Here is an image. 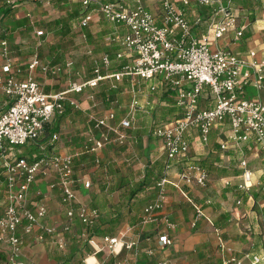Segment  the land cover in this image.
Here are the masks:
<instances>
[{"label":"built area","instance_id":"built-area-1","mask_svg":"<svg viewBox=\"0 0 264 264\" xmlns=\"http://www.w3.org/2000/svg\"><path fill=\"white\" fill-rule=\"evenodd\" d=\"M18 1L5 0L8 5H15ZM24 1L48 4L53 0ZM134 1L136 7L129 9L121 2L81 0L85 12L82 27H88L94 13L99 12L108 23L123 24L129 29L130 33L124 37L123 45L133 57V62L110 76H103L100 69H97L96 78L82 84L72 82L65 93L47 95L31 75L37 69H41L44 74H48L50 70L62 71L59 66H44L38 55L28 64L30 76L24 80L18 78L21 70L10 57L9 43L6 39L0 40V58L4 60L0 74V92L11 102L0 116V169L3 171L0 176V198H3L0 208L4 207L0 215V254H6L7 264H36L25 252L28 238L35 243H44L50 239L58 251L64 252L70 244L68 234L76 221L83 226L82 232L77 236L88 240L93 246L95 258L105 251L114 256H121L125 251V257L113 264H135L137 257L141 255L140 238L136 242H126L122 233L117 237L106 235L101 239L103 245L100 246L96 238L90 237L99 222L100 214L98 209L78 202L75 186L81 184V181L75 177L73 170L75 156H44L34 163L23 158L13 162L9 158L11 147L39 141L53 117L64 114L66 103L79 108L74 101L68 100V94H82L86 88H97L106 79L120 82L125 77L137 78L154 82L150 87L153 91L159 86L174 90L177 92L175 104L182 111L180 118L158 126L153 131V136L163 144L166 162L163 174L156 183L158 195L145 207L141 217L143 226L156 224L157 247L144 250L146 257L154 259L158 249H168L174 245L170 233L177 229V224L170 214L164 212L168 185L174 186L182 194V185L199 188L208 186V169L189 163L178 173L177 181L170 180L173 165L189 160V132L197 131L200 142L208 145L210 135L216 127L228 126L230 144H221V149L228 151L232 146L241 155L239 166L244 169V173L238 190L248 195L254 185L253 173L247 166L243 146L254 138L258 151L264 158V59L258 60L256 52H251L247 59L240 58L220 44L230 32H234L237 38L242 37V30L233 11L235 0H159L163 9L162 25L146 9L143 0ZM179 4L187 7L198 4L209 8L212 13L210 21L213 38H195L192 25ZM196 21L201 24L203 18L198 16ZM37 34L42 36L43 32ZM117 56L123 57L122 54ZM103 65L110 67L109 56L104 57ZM67 66L71 67L72 62L67 63ZM248 87L255 90V96L247 93ZM208 91L214 99V108L209 110L202 106ZM91 99L94 100V97L91 96ZM150 103H147L148 106ZM131 105L129 114L119 122H116V115L112 112L100 118H92L97 133L92 131L89 134L84 154L96 155L106 146H126L129 143L131 135L128 132L134 128L136 112L142 109L136 96ZM57 139L58 136L53 135V142ZM96 162L99 164L100 160L97 159ZM48 170L57 173L49 189L59 191L61 204L66 207V219L62 226L49 224V208L45 204L30 206L31 188L45 178L40 176L48 175ZM225 185H231L229 179L225 180ZM82 186L89 188L91 181L82 182ZM237 204H243V200L238 199ZM203 217V206L196 205L192 227ZM244 259H250L251 264H258L262 260L258 255H245L243 258L230 255L219 264H242ZM156 264L172 263L171 260L164 259L158 260Z\"/></svg>","mask_w":264,"mask_h":264},{"label":"crops","instance_id":"crops-1","mask_svg":"<svg viewBox=\"0 0 264 264\" xmlns=\"http://www.w3.org/2000/svg\"><path fill=\"white\" fill-rule=\"evenodd\" d=\"M102 1L108 2V3L121 2L125 4V6H127L129 9L136 7L134 0H102ZM148 1H151V0H143V5L146 7V9H149L152 12L153 6H151L148 3ZM3 4H4L3 0H0V7ZM24 4H26V6L23 10H20L21 12L19 13L14 12V14L9 17L12 21H10L9 18L2 20V21H5L6 22L5 25L8 26L6 30L1 29V31L6 32V37L3 39H6L7 42L9 43L10 53H11L10 57L13 54V51L11 50L12 48L11 44L12 45L14 44L13 42L15 40L14 34L16 31L29 29V32L31 33L33 30V28L31 27H34L36 39L38 41L40 40L41 42H43V44L45 43L46 35L44 31L36 30V26L34 24L37 21L33 19V13L35 12L37 5L45 6L46 4H42L39 2L28 3L24 0H19L17 3H15L16 8ZM56 4L63 8H66V7L70 8V19L71 20L65 17V18H59L53 21H49L48 30L57 35H60L61 38H65V36L68 35V33L71 30V24L77 22L78 28L80 31V38L85 40V42H87L88 52H86V55H87L86 57L88 60L84 61V63L87 64V62L89 61L88 62L90 64L88 68L89 74L80 75L81 73L76 71L77 68H76L75 61L73 59H66V61L62 64L54 60H49V62L45 63L43 62L41 58L42 56L41 52L34 54L33 53L34 50H32L31 56L29 57L30 59L28 62H26L25 64L17 63V65H15L21 70V72L18 74V78L24 80L30 76L29 71H28V64L33 61L34 59L33 57L37 54H39L38 57L40 58L44 66H49L50 68L59 66L62 68L61 72H53L52 70H50L48 74H44L42 73L41 69H37V70H34L33 73L31 74L32 76H34V78L38 82L42 81L41 82L43 84V86L41 85L42 89L47 95L60 94V93L67 92V89L70 87V84L72 82H78L82 84L83 82L96 78L98 76L97 73H95L97 69H100V73L103 76H110L112 74H115L121 71L123 67L132 64L133 57L129 55V53L127 52L126 48L123 45L124 37L130 33L129 29L126 26H124L123 24L113 25L109 23L108 25L110 28L108 29L109 31H105L102 28H100L98 29V32H93L92 30H90L92 26L94 25H96L97 27L101 26L100 24H101L103 17L99 12L97 14H95L96 12L94 13L93 20L89 23L88 27L84 28L81 25V21L84 18V15L82 13L84 8H82L81 0H57ZM179 5L181 9H183L184 12L186 13V17L192 25V28H193L192 33L195 38L203 39L206 36L213 38L212 37L213 32L211 29V21H210L212 13L209 8L200 7L199 9L197 6L193 4H191V6H188V7L182 4H179ZM92 7L94 9H97L95 5H92ZM196 10H198L199 12L195 13ZM78 11L81 16L78 15L77 17H75V13L76 12L78 13ZM233 11L236 16V19L238 20V26L242 30V37L237 38L234 32H230L227 36H225L223 40H221L220 42L221 46L227 49L228 51H232L240 58L247 59L250 57L251 52H256L257 59L263 60L264 59V0H235ZM153 15L155 16L154 13ZM198 16H201V18L204 19L203 21L205 23L198 24L196 21ZM24 19H26L28 27L18 28L15 26L14 24L15 20H24ZM156 19H157V22L160 25H162V18L156 17ZM55 22H62V24L57 25ZM38 32H43V35H42L43 37H38L36 35V33ZM107 35L108 37H105ZM8 37H11V40ZM105 41H108V42L106 43ZM104 45H105V48L101 49V46H104ZM99 50H104L103 51L104 53L100 54L101 57H99L98 59L93 54H95L96 52L98 53ZM115 54L116 56L117 54H122L123 57L118 58L117 56V60L114 61ZM106 55L109 56L111 60V65L108 68H106L103 65V59ZM13 61H15L14 58H13ZM70 62H72V66L68 67L67 63H70ZM3 65H4V60L0 58V74L2 71ZM76 75L78 77H76ZM138 81L140 80L137 78L131 79L130 77H125L120 82H117V81L115 82V80L113 79H106V80L101 81L97 88H94V89L86 88L82 94H76V93L68 94L67 95L68 100L74 101L79 108L70 106L69 103H66L64 106L65 107L64 114L63 115L56 114L53 117L51 122L48 123L45 129V133L43 134V136H41L39 141L28 144V145H32L33 147H39L40 150L50 147L49 152L46 153L48 157L68 156V155L75 156L73 170L75 172L76 178L81 181V184L79 183L75 186L77 197H78V202L81 205H84V206L87 205L89 207L98 209L99 214H100L99 219H101L104 214H105L104 217L109 216L110 218H112V216H110L108 213L110 211H115V213H113V216L121 219L122 213H124L123 211L126 210L125 209L126 206H128L127 210L131 212L136 207L135 201L137 199L135 198L138 197V195L140 196V194L142 193H146L150 191L151 188H148L149 179L153 177L157 182L158 174H159L158 170H162V172L164 171L166 155L164 153L162 142L157 137L151 136V133L146 135L147 138L142 137V132L141 133L138 132L139 135H137V131H135L136 129L135 124L136 122H139L138 121L139 116L141 115V113H144L145 109H146V113H149V111L151 110L150 112L151 116L153 118H156L157 112L155 110L157 109V107L158 106H168L171 101L170 99L169 100L166 99V101H164L165 100L164 96L165 94H167L169 90L167 88L164 89L160 86L157 87L159 92L161 91L160 97L163 96L164 98L162 99L163 101L162 100L160 101L159 99L160 97H157L155 99L154 98L149 99L148 101H142L141 95H140L141 88H139ZM106 82L110 83L111 85L110 89L112 90L114 89V91L112 92L111 95H107V96L104 94V91H102V96L104 98L103 102H105L106 106L109 108H106L107 110H105L102 114H100V116H103L104 114L108 112H112V113H115L116 115V122H119L122 118L126 117L129 114L134 96L137 97L140 105H142V109L139 110V113L140 112L141 113L136 114L134 117V120H133L134 128L132 131L128 132L131 135V139L126 146L117 147L115 145H109L101 149V151L96 155L91 154V153L84 154V147L88 141L89 134L92 131L97 133V131H95L94 129L95 123L92 122V118H100V116L98 117L94 116V110L99 107L98 106L99 101L97 99L96 93L98 90H100L99 89L100 87L106 84ZM146 83L147 82L144 81V84ZM153 84L154 82L149 81L146 88H148V90L150 89L151 91H153L150 88ZM125 92H129L130 95H132L131 96L132 98H131V101L128 102L127 108L125 107L124 108L125 110H124L123 109L124 106H122V96ZM4 96L6 97V104H7V102H9V98L5 94ZM91 96L94 97V100L91 99ZM1 102L2 101L0 100V103ZM148 102H151L149 106L147 104ZM179 115L176 118L174 117L172 119H166V121H162L161 123L155 124L152 130V135L156 127L164 125L177 118H180L181 116ZM215 130H213V132L211 133V139H212V135ZM53 135L58 136L57 141L53 142L52 140ZM150 136L152 138H150ZM187 136H188L189 142H191L190 152L193 149H195V147L197 146L199 147L201 145L205 147L210 144V143L208 145L202 144L200 142L198 132L191 131L187 134ZM223 136L225 137V139L221 140L219 144L220 145L224 143L230 144L229 131L225 132ZM157 140L159 144L156 143ZM156 149L160 151L161 153L160 156L156 154L155 152ZM258 150L259 149H258V146L254 138L251 139L248 144H245L243 146V151H244L243 154L248 160L249 164H250L251 159L260 158V162L262 163L264 162V158L261 156V153ZM223 152L227 153L228 155L227 164L230 170L231 159L232 160L236 159L239 161L241 155L239 151H236V149H234L232 146L229 147L228 151H223ZM11 157H12V153H10L9 158L11 159ZM97 159L100 160L99 164H97L96 162ZM159 160L161 161L160 163H159ZM181 163L183 162H179L175 164L174 167L172 168V171L170 173L171 182H174V180L177 181V175L179 172H181L180 170L181 168L179 166ZM187 163H190V162H187ZM236 167L238 170L241 169L237 165ZM249 167L253 173L252 184H254L253 185L254 188H259L261 183L264 184V164H250ZM137 171H143V175L140 174L139 178H138ZM162 172L160 174H162ZM47 173H48L47 176H40V177H45V178H42L36 184V186L31 188L30 196L32 195L33 197L40 199L39 202H37V204L39 203L45 204L43 201L45 198H47V195H50L51 197L53 195L56 196V194L59 195L58 190L51 191L49 189V185L54 181V179L57 176V173H55L54 170H48ZM172 174L174 175L172 176ZM145 176H147L146 179H145ZM241 176L242 175L233 176V178L223 176L220 178V180L224 184H225V180L227 179L231 180L230 182L231 185L227 187V191L228 190L230 191L235 188L237 198L242 199L245 205L246 204L248 205L251 203V200L248 199L247 196L243 194V192L239 191L237 188L239 183L242 181ZM86 180L91 181V186L85 189L82 186V182ZM99 182H102V183L99 184ZM139 184H142L144 188L140 189ZM96 187H100V194H98L95 191ZM156 187L157 186H154V189H155L154 191H156L157 189V192L155 193V195H153L152 198L150 199L148 198V200L144 204L139 205L141 206L139 207L140 214L138 216L140 217V220L143 215V210L145 209V207L150 202H152V200H154L158 195L159 190ZM135 189H137L139 192L135 195L133 199L131 198L129 199L128 197L130 196L132 191H134ZM119 190H122L123 191L122 193L127 194L125 196V201L123 204H119V205L112 204L110 198L113 197V195ZM178 192L183 196V198L187 202H189L194 207V210H195V206L198 204L193 202L192 198L190 197V192L183 191V194L179 190ZM107 193H110V195ZM30 196H29V199H30ZM86 197L87 199L83 200ZM99 197H101L103 200L100 201ZM0 201H1L0 205H2V202H3L2 197L0 198ZM131 202L132 204H130ZM165 203H166V207L164 210L165 213L168 212L169 208H171V212L174 213L173 211L174 208H179V207L184 208V206L186 205L175 199L171 201L170 205L168 203V199H166ZM207 203L212 204V201L208 200ZM37 204L33 206H37ZM59 204L61 206L60 210L64 212V217H65L66 207L61 204L60 197H59ZM245 207H246L244 210L245 212H243L242 210L239 211L237 207L235 208V210L232 212V217H234V222L232 223H231L232 219L230 215H228L227 212H220L218 219L216 218L212 219L210 218L211 215L206 214L204 211V217L200 221V223H198L199 228L197 232H199L200 237L199 236L197 237L198 240H196L194 244L188 242V240H191L192 231L186 230L185 227L183 228L177 227L178 229L170 233L174 239V245L168 249L161 250L157 248L158 249L157 252L161 254L159 256V259L160 260L165 259V260L170 261L171 259L168 258L170 255L182 256L183 252L192 250L194 251V253L196 254L198 253L199 256L198 254L197 255L191 254V257L193 259H199L198 261L199 263L202 262L203 264H205V262L203 261L209 260L208 257H210L211 255L208 254V257H207V255H205L207 254V252L204 250L203 251L205 253H203L202 251L203 245L195 246V247L194 245L199 244L202 241H205L203 244L206 245L207 244L206 242H208V239L213 238L215 240L216 247L218 248V251H219L218 256H217L218 258L217 264H219L222 259L230 257V255H235V256L237 255L240 258H243L245 255H251V256L258 255L262 258L261 262L258 264H264V233H263L264 230L263 231L259 230L260 229L259 224L261 223V221L258 219L257 213L252 210L251 212H249L247 210L248 207L247 206ZM2 212L3 210L2 211L0 210V215L2 214ZM183 214L184 215L186 214L187 217L185 218L184 216L183 218L178 217L177 219H179L180 221L177 220V222L182 223L183 221H185V219H190L189 218L190 216L187 215L188 213L186 211ZM173 215L175 216V214ZM261 215L263 214L261 213ZM61 216L62 214L58 215V213H56L54 216H50L48 218L49 224H51L50 220L54 222L58 220ZM241 218H245L246 220L242 221ZM130 220H132L131 221L132 224L136 222L135 219L130 218ZM98 221L99 222L97 226L100 223V220ZM75 224L82 226L78 221H76ZM215 224L218 225L217 228L215 227ZM207 227H211V231H212L211 233L204 231L207 229ZM242 228L244 229V232ZM245 230H250L251 235H248V233L245 232ZM75 236L76 237H73L74 239L72 241V244L78 238L77 233L75 234ZM68 238H70L69 235H68ZM95 238L97 241L98 240L100 241L104 237H95ZM70 242H71V238H70ZM32 243L33 244L35 243L34 240L28 238V241L25 247L26 248L25 252L29 258L33 259L36 262V264H46L45 262L47 258L50 262H53L50 259L51 255L45 252V248L42 247V248H37V250H33ZM156 247H157V244L155 245V248ZM195 249L198 250L199 252L196 251ZM41 250L45 252L44 254L46 255L44 256L45 258L44 257L41 258L40 256ZM208 250L209 248H207V251ZM112 257H115V256H112ZM200 257H204V258L201 259ZM90 258H93L95 260L94 264L100 263L98 256L96 258L95 256H90L86 260L85 264H90L88 262ZM172 261L173 260H171V263L173 264ZM242 261H243L242 264H251L250 259H244ZM212 262L213 264H215L213 260ZM148 263L153 264L150 261V259ZM0 264H7L6 254H0Z\"/></svg>","mask_w":264,"mask_h":264},{"label":"rangeland","instance_id":"rangeland-1","mask_svg":"<svg viewBox=\"0 0 264 264\" xmlns=\"http://www.w3.org/2000/svg\"><path fill=\"white\" fill-rule=\"evenodd\" d=\"M57 0H53L51 1L49 4H46L45 6L43 5H37V8L35 10V12L33 13V19L37 22H35V26H36V30L37 31H44L46 38H45V43L43 44V42H41L40 40L38 41L36 39L35 36V28H33L32 32H29L28 30H21V31H16L15 32V40L13 41L14 44H11V50L13 51V54L11 55V58H14V63L15 65L18 64H25L26 62L29 61V57L31 56V52L32 50H34V54L41 52L42 56V60L43 62L47 63L49 62V60H54L57 61L58 63L62 64L66 61V59H73L75 61L76 64V68L78 72H80V75H88V68L90 66V64L87 62V64L84 63V61H87V55L86 52H88V48H87V42H85V40L80 38V31L78 28V24L77 22L72 23L71 24V30L68 33V35L65 36V38H61L60 35H57L51 31L48 30V22L49 21H53L55 19H59V18H65L67 17V19H70V8L66 7H60L56 4ZM148 3L153 6L152 8V12L155 14V16L157 18L163 16V9L162 6L159 4V0H151L148 1ZM195 5V4H193ZM26 4L15 8V13H19L21 12L20 10H23L25 8ZM195 6H197L200 9V6L198 4H196ZM198 9V10H199ZM196 10L195 13H198L199 11ZM98 12H96L95 14H97ZM100 16V15H99ZM206 16V15H205ZM101 17V16H100ZM102 18V17H101ZM104 19L102 18L101 21V26L97 27L96 25L92 26L90 28V30H92L93 32H98V29L102 28L105 31H109V23H107L105 20V22L103 21ZM161 20V19H159ZM204 20V19H203ZM5 21L0 20V29L2 30H6L8 26L5 25ZM205 23L204 21L202 22V24ZM9 31V30H8ZM49 31V33H48ZM36 35L38 36V34L36 33ZM38 37H43V36H38ZM105 37H108L105 36ZM106 43L108 41H105ZM21 46V47H19ZM105 48L104 46H101V49ZM104 50H99L98 53L96 52L95 54H93L95 57H97L99 59V57H101L100 54H103ZM39 55V54H37ZM115 56V60H117V56L116 54ZM115 64V62H114ZM76 77H78L76 75ZM140 80V79H139ZM40 82V81H39ZM42 82V81H41ZM40 82V83H41ZM139 82V88H141L140 91V95H141V100L142 101H148L149 99H155L157 97H160L161 95V91L158 93H155V91H151L150 89L148 90V88H146V86L148 85V82L146 84H144L143 80L138 81ZM137 83V81H136ZM41 85L43 86V84L41 83ZM111 85L110 83H107L100 87L96 93L97 95V99L99 101L98 103V108L94 110V116L98 117L100 116V114H102L105 110H107L106 108H109L106 106L105 102H103L104 98L102 96V91H104V94L107 95H111L112 92L114 91V89H110ZM131 91V90H130ZM247 93H249L250 96H255L256 92L253 88L248 87L247 88ZM132 95H130L129 92H125L122 96V106L123 109L128 106V102L131 101V97ZM0 100L2 101L0 103V114L5 110V106L6 104V97L4 96L3 92H0ZM203 106H209L206 105L205 103H203ZM167 106H158L157 109L155 110L156 113V118H153L150 114L151 110L149 111V113H146V109L144 110V113H141V115L139 116V122H136L135 124V131H137V135L138 132L141 133L142 132V137H146V135L150 134L152 135V130L155 126V124L160 123L162 121H166V119H172L174 117H176L177 115H169L166 114L165 119H162V116L167 113V110H165ZM99 109V111H98ZM90 110V109H89ZM125 110V109H124ZM98 111V112H97ZM138 112H136V114H138ZM139 113V114H140ZM229 131V127L228 126H220L218 128H216V130L214 131L213 135H212V139L211 142L208 146H197L195 147V149H193L190 153V157L189 160L184 161L183 163H181L179 166L181 169H183L186 166L187 162H195V163H205L204 165H206L205 167H207V169H209V173H210V180L208 182V186L206 187H196V186H192V187H188V186H183L182 188L184 189V191H189L190 192V197L192 198L193 202H195L196 204H198L199 206H203V209L205 211L206 214H210V218H216L218 219L219 217V213L220 212H227L228 215H230L231 217V223L234 222V217H232V212L235 210V208L237 207L239 211H243L245 212V206H247V210L249 212H251V208H253L257 213L258 219L261 221V223L259 224L260 227V231L264 230V216L261 215V206L263 203H259V205H256L254 207H251L252 204L254 203V201H251L250 204H246L243 202V204L238 205L237 204V200L240 198H237L236 195V189H232V190H228L227 191V187L225 186V184L220 180L221 177L226 176L223 172L224 171H229L228 168V164H227V153L225 152H220L217 153L215 151V144L219 143L221 140H224L225 137L223 136V134L225 132ZM139 137V136H138ZM157 144H159L158 140L156 141ZM64 148V147H63ZM33 146L32 145H25V146H19V147H14V152L17 154H20L22 156H28V154H30L33 151ZM156 154L158 156L161 155L160 151L158 149L155 150ZM220 156L223 157V159L220 160ZM161 160V158H160ZM159 160V163L161 162ZM220 160V162L218 161ZM217 161L219 163H217ZM238 161L236 160V162L232 163L231 166L237 165L238 166ZM250 164H264L262 162H260V158L259 159H251ZM179 168V169H180ZM180 169V170H181ZM140 172V173H139ZM159 174L162 172V170H158ZM138 173V178L140 177V174L143 175V171H137ZM174 174H172L173 176ZM175 181V180H174ZM148 188H151L150 191L146 192V193H142L140 194V196L138 195V197H136L135 199H137L135 201V208L129 212L128 206H126V210H124L122 213V217L121 219L118 218V220L120 219L119 223H116L115 225H111V223H107L105 225L106 229H110L111 230V234L107 235L109 237H117L120 236V234H124V238L123 240L126 242H136L139 238H140V243H139V247H140V251H141V255H145V253H143L144 250L147 249H156L155 245L157 242V238H156V224L153 225H149V226H143L141 224V220L139 214H140V208L141 204H144L148 198H152L153 195H155V193L157 192L154 191V186H156V180L151 177L148 181ZM102 182H99V184ZM40 185V183H39ZM94 186V185H93ZM157 188V187H156ZM45 190V189H44ZM95 191L100 194V187H96ZM46 192V191H45ZM122 190L117 191L113 197L110 198L111 203L115 204V205H119V204H123L125 201V196L127 194L122 193ZM114 193V192H113ZM112 193V194H113ZM110 195V193H107ZM103 195V194H102ZM101 195V197H102ZM59 195L56 194V196H50L47 195V198L44 199V203L46 206H48L49 208V217L50 216H54L56 213H58V215L62 214V216L56 220V221H52L50 220L51 224L54 225L56 224L57 226H62V224L65 223V217H64V212L62 210H60L61 206L59 204ZM99 197L100 201H102L103 199ZM86 198H84L83 200H86ZM167 199H168V203L170 205L171 201L173 199L178 200L181 203L186 204L184 206V208H174L173 211L174 213L171 212V208H169L167 214L171 215V219H173V221L178 225L177 227H185L186 230H190L192 231V236H191V240H188V242L193 243L196 242L197 237L199 236V232L195 233V227H192L193 224V220H194V207L187 202L183 196L178 192V190L174 187V186H170L168 185L167 187ZM39 198L33 197L32 195L30 196V206L34 207L33 205L37 204V202H39ZM210 200L212 201V204L207 203V201ZM1 202V201H0ZM132 204V202L130 203ZM4 207H1L0 210L2 211ZM185 211L188 213L187 215L190 216V219H185V221H183L182 223L177 222L180 221L179 218H184L187 217L186 214L184 215L183 213H185ZM111 212V213H110ZM108 212L110 216H112V218L116 219L117 217L113 216V213H115V211H110ZM134 213V214H133ZM175 214V216L173 215ZM105 215V214H104ZM103 215V216H104ZM107 215V214H106ZM182 216V217H181ZM109 216H105V219H109ZM130 218L135 219L136 222H134L133 224L131 223L132 220H130ZM176 218V219H175ZM242 221L246 220L245 218H241ZM177 228V229H178ZM79 229H82V226L80 227L78 224H74L71 228V233L68 234L71 238V242L68 246V248L64 251V252H60L58 251L54 245L52 244L50 239H47L46 242L44 243H32L33 246V250H37V248H45V252L49 255L52 256H67V254L70 251V248L72 246V241H73V237H76L75 234L77 233V231ZM162 229V227H161ZM243 229V228H242ZM205 232L211 233V227H207L206 230H204ZM244 232V229H243ZM245 232L248 233V235H251V231L250 230H245ZM264 233V231H263ZM106 236V235H105ZM143 237V238H142ZM200 237V236H199ZM251 237V236H250ZM205 241H202L199 244H195V246H202V251H206L207 257L208 254L211 255L210 257H208V261L213 260L215 262V264L218 263V248L216 247L215 244V240L213 238L208 239V242H206L207 244L204 245ZM97 243L102 246L103 242L100 240L97 241ZM91 246V250L92 252H94V248L92 245ZM207 248H209V250L207 251ZM196 250V249H195ZM198 251V250H196ZM203 251V253H205ZM45 252L43 250L40 251V256L41 258L46 256L44 255ZM199 252V251H198ZM103 262H100L101 264H107V262L109 261V259L114 256L110 253H108L107 251H105L103 253ZM191 254H196L194 253V251H186L183 252L182 256H172L170 255L168 258L173 260V264H203L202 262L199 263V259H193L191 257ZM198 254V253H197ZM196 254V255H197ZM161 254L159 252H157V255L155 256L154 259H150L147 258L146 255L145 257L149 259L153 264H156V262H158L159 256ZM204 255V254H202ZM91 256H94V254L92 253ZM199 256V254H198ZM206 257V256H205ZM45 258V257H44ZM89 258V256L87 257V259ZM201 259H203L204 257H200ZM86 259V260H87ZM86 260L84 261V264L86 262ZM217 262H216V261ZM207 260L203 261L206 262ZM88 262L90 264H94L95 260L93 258H90L88 260ZM46 264H55L53 262H50L48 260V258L46 259Z\"/></svg>","mask_w":264,"mask_h":264},{"label":"trees","instance_id":"trees-1","mask_svg":"<svg viewBox=\"0 0 264 264\" xmlns=\"http://www.w3.org/2000/svg\"><path fill=\"white\" fill-rule=\"evenodd\" d=\"M4 4L0 7V20H4V19H7L9 18L10 16H12L15 12V8H16V5H7L5 3V0H3ZM83 15L85 14L84 10H83ZM81 16L79 11L78 13L76 12L75 13V17L77 16ZM10 19V18H9ZM10 21H12L10 19ZM14 21V20H13ZM57 25L59 24H62V22H55ZM15 26L18 27V28H24V27H28L27 26V21L26 19L24 20H15L14 22ZM65 26V25H64ZM15 27V28H16ZM6 37V32H2L1 29H0V39H3ZM10 40H11V37H8ZM163 88V87H162ZM165 89V88H164ZM159 90L157 89L155 93H158ZM176 94L177 92L174 91V90H171L169 89V91L167 92V94H165V100H171L169 105L165 108V110H167V113H165L163 116H162V119H165L166 117V114H169V115H179L181 116L182 114V111L181 109H179L176 104H175V97H176ZM160 101L163 98V96H161L160 98ZM8 101V100H7ZM163 101V100H162ZM204 101L203 103H205L206 105H209V106H203V108L205 109H213L214 108V99H213V95L210 91H208L206 94H205V97H204ZM152 102V101H151ZM11 105V102H7V107ZM6 106L4 107L5 109ZM176 116V117H177ZM156 117V116H155ZM175 117V118H176ZM161 123V122H160ZM197 132V131H195ZM213 132V131H212ZM43 136V135H42ZM153 136V135H151ZM150 136V138H152ZM198 136V135H197ZM211 136V135H210ZM41 138V137H40ZM210 140H211V137H210ZM191 144V142H190ZM33 151L28 154V156H22L20 154H17L14 152V147H11L9 149V153H12V157H11V160L13 162H16V161H19V159H27L30 163H34L36 162V160H39L41 159L42 157L47 156L46 153L49 152V149L50 147H47L43 150H40L39 147H33ZM215 151L217 153L220 154V152H223V150L221 149V145L219 143H216L215 144ZM39 149V150H38ZM235 156V155H234ZM233 158V157H232ZM235 158V157H234ZM83 159V158H82ZM223 159L222 156H220V160ZM220 160H218L220 162ZM217 161V163H219ZM222 161V160H221ZM238 161V160H237ZM236 162V159L232 160L231 159V164ZM239 162V161H238ZM264 163V162H263ZM189 164L191 165H198V166H202L204 168L207 169V167H205L206 165H204L205 163H195V162H190ZM187 165V164H186ZM238 166H239V163H238ZM248 167L250 166L249 162H248ZM174 167V165H173ZM172 167V168H173ZM186 167V166H185ZM240 167V166H239ZM250 169V167H249ZM184 170V169H181V171ZM209 171V169H208ZM2 169H0V176L2 175ZM226 176L224 177H230V178H233V176H239V175H242L244 173V169H240L238 170L236 165L233 164V166H231L230 170L229 171H224L223 172ZM163 174V172H162ZM162 174H158V179L162 176ZM76 177V175H75ZM147 176H145V179H146ZM157 179V181H158ZM231 182V180H230ZM157 183V182H156ZM184 186V185H183ZM139 187L140 189H143L144 187L142 186V184H139ZM189 187V186H188ZM227 187V186H226ZM238 188V187H237ZM139 191L137 189H135L134 191H132V193L130 194V196L128 197L129 199H133L135 197V195L138 193ZM244 194V193H243ZM246 195V194H245ZM248 199H250L251 201H254V203L252 204L251 207H254L256 205H259V203H263V206L261 207V213L263 214L264 216V184L261 183L260 187L259 188H254V186L251 187V190H250V193L248 195H246ZM252 210H254L253 208H251ZM204 210V209H203ZM203 219V218H202ZM100 220V223L99 225L91 232L90 234V237H104L105 235H110L112 232L110 229H106L105 228V225L107 223H111V225H115L116 223H119L120 221L118 220V218L114 219V218H109V219H105V217L103 216ZM201 221V220H200ZM200 221L198 223H200ZM198 223L197 225L195 226V232L198 230ZM81 227V226H80ZM215 227L217 228L218 225L215 224ZM82 229H83V226H82ZM82 229H79L77 231V234L80 235V233L82 232ZM78 237V236H77ZM143 238V237H142ZM92 250H91V246L88 242V240H84V239H81V238H77V240H75V242L72 244L71 248H70V251L69 253L67 254V256H59V257H56V256H50V259L55 263V264H84V261L87 259V257L91 256L92 255ZM124 255L125 254V251L121 254V256H115V257H111L109 259V261L107 262V264H113L114 261L116 260H121L122 258H124ZM98 259L100 262H103V254L102 253H99L98 254ZM104 263V262H103ZM135 264H149L146 257L144 255H139L137 257V261L135 262ZM205 264H213L212 260L211 261H206Z\"/></svg>","mask_w":264,"mask_h":264}]
</instances>
